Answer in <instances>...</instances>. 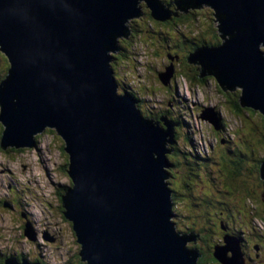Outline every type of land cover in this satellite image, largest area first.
I'll return each instance as SVG.
<instances>
[{"label":"water","instance_id":"1","mask_svg":"<svg viewBox=\"0 0 264 264\" xmlns=\"http://www.w3.org/2000/svg\"><path fill=\"white\" fill-rule=\"evenodd\" d=\"M141 1L0 0V51L9 62L0 82V146H31L46 129L64 141L73 185L62 211L85 264H196L200 255L185 246L194 233L180 234L169 220L163 132L140 116L132 96L117 92L111 67L110 51L126 22L143 14ZM145 1L154 19H166L160 0ZM174 4L212 9L222 44L192 59L223 91L240 88V104L264 118V0ZM209 121L216 126V112ZM31 223L24 233L34 240ZM221 248L215 255L226 264ZM5 264L40 263L9 257Z\"/></svg>","mask_w":264,"mask_h":264},{"label":"rangeland","instance_id":"2","mask_svg":"<svg viewBox=\"0 0 264 264\" xmlns=\"http://www.w3.org/2000/svg\"><path fill=\"white\" fill-rule=\"evenodd\" d=\"M141 2L143 9H145L144 5L146 1L142 0ZM209 10L212 9L209 8ZM206 11L208 10L200 12V18L204 17L205 21H212V15H209ZM169 15L170 12H167V19H171L172 16ZM194 19L196 20L195 17ZM186 22H189V19ZM212 24L214 25V29L216 28L214 30L216 36H219V26L216 27L214 19ZM138 28L139 30H135L137 34L135 35L136 40L133 41L128 36V41H126L128 43H124L125 41L122 39L120 51L117 52L116 49H113L110 51V54L114 57L115 53H117L123 57L122 51L129 53L127 52L130 50L128 46L131 45L132 41L134 49H139L142 45L149 55L150 50L148 48L151 46V50L156 52H152V55L146 56L143 50H138L140 55L138 58L134 60L125 59L131 67L129 68L126 62H122L121 66L117 69L119 64L117 62V64L113 65L117 69H113V75L114 77L117 74L119 77H126L127 82H130L129 77L131 79L133 77L130 76V72L125 71L131 70L132 75L135 77L140 75L141 79L146 78V82L144 84L137 83L133 91L140 93L141 97L145 100V104H148L147 112L152 113V118L157 117L160 113H164L166 105L169 104L171 105L170 108L173 107L177 123H183L182 125L185 127L184 133H187L189 137L187 142L186 137L183 138L182 135H179L178 148L188 149L189 151L198 149L200 152H209V144L217 146L218 142L214 140V130L220 129L218 126L219 122L214 126L215 124L210 122L209 119L210 114H215L216 112L218 116L219 112L220 119L225 120L226 128L224 132L230 137L229 148L236 151L235 143H239L242 147H240L241 151L243 149L249 155L252 153L253 156L256 155V157L261 159L264 152V143L259 138L257 139L258 144L254 143L251 145L253 148L251 152L246 150L250 148L247 144L250 141L248 136H253L257 132L252 126L250 118L255 122L258 120L259 115L248 106H243L245 109L240 117L233 114L230 103L226 101L230 97H233L234 92H231L230 96L223 94L213 76V78L205 79L204 84L199 83L198 85L195 82L198 80L190 82L187 78L183 79L178 76L176 77L177 93L174 91V94L171 96L172 90L163 86L155 73L153 75V65H160L161 67V65H165L167 62L163 57L160 58L159 55L163 56L164 52L168 51V44L179 42L183 49L187 46H195L198 50L208 47V45H200L199 41L204 39L200 38L199 31H189L185 25L183 26V21L175 24L170 21L168 23L156 22L154 19L144 16L141 18V24L139 23ZM209 37L206 34L205 40L209 41ZM211 40L213 41L212 37ZM134 55L136 56V53ZM189 57L190 55H188ZM148 61H151L152 68L151 72L147 74L146 64ZM4 68L0 63L1 74H3ZM200 71L201 77L209 76L202 72V68ZM144 73L147 75L145 78L141 76ZM161 77L165 78L166 75L162 74ZM143 119L162 130L160 126L162 124L161 117L156 118L160 120V123H156V119ZM212 125L218 127V129H215ZM162 132L165 139L167 134L163 130ZM56 135L50 131L43 132L39 135L37 147H34L36 143L31 148L25 147L16 151H7L6 153L0 151V196L8 204H11L10 200L12 196H15L16 205L13 202V206L15 205L16 209H14V213L17 214L19 212L27 216V220L30 223L32 222V229L35 232V239H28L24 235L25 233L23 234V220L15 216L12 210L5 209L4 206L0 207V253L2 252L7 255L21 254L30 261L39 259L43 260L46 264H66L68 259L75 261L73 254L79 250V246L75 242L74 231L71 229L69 222L64 220L58 212V205H60L58 193L60 189L63 190L58 184H67V177L58 169V166L63 168L62 158L64 154L61 149L63 142ZM216 137L218 138L219 136L216 135ZM163 143L166 149L164 156L166 153L168 155V158H164L163 164L170 165L163 166L162 170L165 172V170L169 171L170 168H173L175 171L173 176L169 175L166 178L167 184L165 186L169 196V213H171L169 220L174 221L176 219L173 213V210L176 209L177 215L175 217L178 219L177 224L174 222L173 225L177 232L179 226L190 223L193 220V226L195 224H204L208 229L209 227L214 228L213 222L210 220L211 216H214L216 212V209H212L214 204L211 205V208L203 210V206L192 205L191 200L199 202L204 192L218 195L217 190L219 191V186H221L219 175L215 171L218 165L208 161L195 164L192 158L184 159L181 155L169 156L170 152L165 147V140ZM64 152L67 153L65 150ZM189 163L193 165V168L188 167ZM31 167H34L33 171ZM204 167L212 168L211 176L216 178V180H210L207 172L203 171ZM189 171L192 172L189 173ZM34 173L37 174L34 175ZM35 180L38 185H42L41 188L35 185ZM17 184L20 185V189L17 188ZM9 186L16 187L18 194L15 195L13 191L8 192ZM49 191L51 194L47 196ZM234 197V194L228 192L220 195L218 199L236 203ZM245 213H247V210ZM253 223L256 226H260L262 225V219L254 218ZM211 236L212 240L220 237V242H223L220 234L213 232ZM223 240L225 244L223 243L221 250H216V253L220 254V257L226 264H245L240 253L235 254L231 246V242L236 243L238 241L237 238L227 235ZM214 257L217 258V256Z\"/></svg>","mask_w":264,"mask_h":264},{"label":"flooded vegetation","instance_id":"3","mask_svg":"<svg viewBox=\"0 0 264 264\" xmlns=\"http://www.w3.org/2000/svg\"><path fill=\"white\" fill-rule=\"evenodd\" d=\"M173 2H175V0L171 1L169 5H171V3ZM163 5L165 9L169 10V6H166L165 4ZM144 6L146 7V5ZM169 11L172 12V14L177 15L176 13H174L175 11H171V10ZM190 11L192 10L190 9ZM142 15L144 17L152 18L150 16L151 14L147 7L143 9ZM141 16L136 19H141L143 17ZM170 20L172 19L166 18L165 20L159 21V22L168 23ZM133 21L134 19H131L127 23L129 34L133 31L132 29L133 26L131 25ZM214 21L216 22V27H217L218 23H217L216 17L214 18ZM128 36L125 38H122L125 41L124 43H128L126 42L128 41ZM217 37L221 38L220 35ZM200 38L203 39L202 37ZM199 42H200V45L204 44V45H208V47H211L213 45L220 46L222 44V40L215 39V38H213V41L212 40L206 41L204 39ZM149 49L151 48L149 47ZM167 49L168 51H165L163 56L161 54L159 55L160 58L163 57V59L167 61L166 64L161 65V67L160 65H153V68H152L151 61H148L146 64V73L147 74L150 73L151 68H152L153 75L154 73L156 74L157 79L162 83V85L165 86L167 89L172 90V93H171V96H172V94H174V91H176L177 93L176 77L179 76L183 79L187 78L190 81L189 78H191L192 75L196 71L201 72L200 70L202 66L196 60L192 59L195 53L198 51V49L195 46H187L183 49L181 48L179 42H174L172 44H168ZM119 51H120V48L117 52ZM151 55H152V52H151ZM188 55H190L189 58H188ZM2 67H5L4 72L2 74L5 76L8 68L6 64L3 65ZM202 72L209 76H206V77L199 76L200 79L202 78L208 79V77L213 78L212 75L208 73L207 71H205L203 68H202ZM146 73H144L141 76L145 78L147 76ZM162 74L166 75V77L163 78V80L161 79ZM3 77L0 80H2ZM225 92H228V91H225ZM234 93H236V90L234 91ZM170 106L171 105L169 104L166 105V111L164 113H160L157 116V117H161L162 124H160V126L162 130L164 131V133L167 134L165 136V147L170 152L169 156H174V155L180 156L181 155L182 158H186V157L192 158L195 164H198L200 162L205 163L206 161H208L212 164L215 163L216 165H218L217 168L215 169V171L219 175V183L221 184V186H219V191L217 190L218 195H213L211 192H204L201 199H199V202H193L191 200V204L199 205V206L203 205L204 206L203 210H205L206 208H211V205L214 204L212 209H216V212L214 216H211L210 220L213 222L212 224L214 225L213 231L221 235L223 242L219 241L221 240L220 237H216V240H212V236L201 237L202 232L197 231V229H204V227L206 226L204 224H195L193 226L192 223L194 222V220L190 223H185V225L182 224L181 226H179L178 232L184 235L188 233H194L195 238L191 241H186L187 243L190 244L188 246L191 249H196L194 245H191V243H193L194 241L199 242V245H201V247L209 248L210 245L211 246L214 245V248H215L217 241H219V244H223V243L225 244V241L223 239L227 235L237 238L238 241L236 243L231 242V246L234 248V252H236L237 250L240 252L241 258L243 259L245 264H264V179L259 178L260 176L259 168L264 158L260 159L256 157V155L253 156L252 153L251 155H249L243 150L241 151L238 147L237 148L235 147L236 151L231 150L229 148L228 143L230 142L229 141L230 137L228 136V134L227 135L225 134L226 132H224L226 128L225 120L220 119V115L218 111H217L218 116H219L218 126L220 127V129L212 125L215 129H218V130H214V140L218 142L217 146L214 144H209L208 145L209 152H200L198 149H192V151H189L188 149H184V148L179 149L178 148L179 135H182L183 138L186 137L187 142L189 140V137L187 133H184V129H185L184 125H182V123L180 122L177 123V119H175L176 117H174L176 113H174L173 107L170 108ZM144 113L147 116L152 117L151 116L152 113L150 112H147V113L144 112ZM147 119L150 120L149 117H147ZM155 122L160 123V120L156 119ZM2 129L3 127H0V132L2 131ZM256 130L259 135V139L261 140V135L263 136L262 127L260 126L256 128ZM216 135H218L219 137L217 138ZM36 143L37 142H34V144ZM34 144L32 143L31 146H24V147H15L11 145H6L4 147L0 146V151L6 153L7 151H16V150H20L21 148H25V147L31 148L34 146ZM247 144L253 150V148L251 147V144L250 143H247ZM37 145L38 143L34 147H37ZM182 152H184L185 154H183ZM165 157L168 158L167 153L165 154ZM263 157H264V154H263ZM62 162L65 165V168L58 166V169L61 170L62 173L66 175L68 172V167H69V160H68L67 155L63 156ZM188 167L193 168V165L189 163ZM33 168L34 167H31L32 171H33ZM211 170L212 168L204 167L203 171L207 172V176L210 178V180H216V178H213L211 176ZM168 172H170L171 176H173V174L175 173L173 168H170ZM190 172L192 171H189V173ZM37 173H34V175H36ZM242 182H253L255 185V191L253 193L254 195H250L251 198L245 199V201L243 202V205H244L243 208L238 203L236 197H234V200L236 201V203L218 199L220 195L224 194L223 190L225 191V193L229 192L225 189V186L227 184H232V183L239 184ZM35 185L38 188L42 187V185L37 184L36 180H35ZM16 186L18 189L21 188L19 184H17ZM67 186L68 185L63 186L64 191ZM12 191L15 193V195L18 194L16 187L9 186L8 192H12ZM50 194L51 192L49 191L47 196ZM13 202H15V205H16L15 196H12L10 200L11 204L5 203L3 198L0 196V205H1L0 207L4 206L5 209H10L14 213V209H16V207L15 205L13 206ZM246 210H247V213H245ZM173 213H174V218H176L174 222H176L177 224L178 218L175 217V215H177L176 209L173 210ZM14 215L19 217V219L23 220L22 227H23V234H24V223H25V220H27L26 219L27 216H25L24 214H20L19 212L17 214L14 213ZM186 216H189V215H186ZM192 217L194 216L192 215ZM254 218H261L262 225L256 226L253 223ZM198 252L200 254V251ZM201 255L202 254H200L198 258ZM0 256H2V258H4L5 260L8 259L9 257H14L16 260H18V258H21V259L25 258L23 255L16 254V253L7 255L1 252Z\"/></svg>","mask_w":264,"mask_h":264},{"label":"trees","instance_id":"4","mask_svg":"<svg viewBox=\"0 0 264 264\" xmlns=\"http://www.w3.org/2000/svg\"><path fill=\"white\" fill-rule=\"evenodd\" d=\"M171 1H174V0H161V3L162 4H165L166 6H169V10H171V11H175L174 13H176L177 15H175V14H171V19L173 20V21H171L170 20V22H173V24H175V23H179L180 21H183V26L185 25L186 26V28L189 30V31H199V36L200 37H202L203 39H206V34H207V36H210L209 37V41H211V37L212 38H215V39H219V40H222V38H218L217 36H216V33H215V29H214V25L212 24V21H213V19L215 18V14L211 11V10H209V7L208 6H205V5H202V6H200V7H193V8H189L187 11H185V10H179V9H177V7L175 6V4H174V2H173V4H172V6L171 5H169L170 4V2ZM176 1V0H175ZM190 9L192 10V11H190ZM208 10V11H206L209 15H212V21H205V18L204 17H201L200 18V12L202 11L203 12V10ZM149 10V9H148ZM180 11V12H179ZM149 12H150V10H149ZM184 12V13H183ZM150 14H151V12H150ZM143 16V15H142ZM141 16V17H142ZM151 16V15H150ZM192 16H194L195 18H196V20H197V22H196V20L194 19V17H192ZM140 17V16H139ZM139 17H136V18H139ZM152 17V16H151ZM136 18H133L134 19V21L131 23V25L133 26V31L129 34V36L132 38V40L134 41V40H136V38H135V35H137L135 32V30H139V28H138V26H139V23L141 24V19H136ZM187 18V19H186ZM152 19H154L153 17H152ZM188 20L189 19V22H186V20ZM154 20H156V19H154ZM185 20V21H184ZM158 20H156V22H157ZM133 41H132V43H133ZM120 42H121V39H119V45H120ZM215 42V41H214ZM132 43H131V45H129L128 46V48L130 49L129 51H127V52H129V53H125V52H123L122 51V54H123V57H122V55H119V54H117V53H115V55H114V59H116L115 60V62H113L112 63V68H114L115 69V67L113 66L114 64H117V62L119 63L118 64V66H117V69L121 66V64H122V62L124 63V62H126L125 61V58H129L130 60H134L135 58H136V56L134 55V53H136L134 50H140V51H144L145 52V54H146V56H149V55H151V52H155L154 50H151V49H149L150 51H149V55H148V53H147V51H146V49H145V47H143L142 45H141V47L139 48V49H134V45L132 46ZM127 45V44H126ZM121 46V45H120ZM120 46H119V48H120ZM213 46H216V45H213ZM213 46H211V47H213ZM150 48H152L151 46H149ZM264 50V49H263ZM128 54V55H127ZM119 59V60H118ZM129 60V61H130ZM131 62V61H130ZM0 63L2 64V66L3 65H5L6 64V66H7V71H6V76L8 75V71H9V63L7 62V60H6V57H5V55L0 51ZM127 63V62H126ZM127 65L129 66V68L131 67V65H129L128 63H127ZM117 69H115V70H117ZM125 71V70H124ZM125 72H130L131 73V75L130 76H132L133 77V79H131V77H129V81H130V83L133 85V82L134 83H142V84H144L145 82H146V78L145 79H141L139 76H137V77H135L134 75H132V71L131 70H129V71H125ZM1 74V73H0ZM4 75H0V79L3 77ZM5 76V77H6ZM199 76H201V74H200V72L199 71H196L193 75H192V77L191 78H189L190 79V81H193V80H198V81H195L196 82V84L198 85L199 83H202V84H204L205 83V79L204 78H202V79H200L199 78ZM117 77H118V75H117ZM208 78H211V77H208ZM215 79V78H214ZM132 80H133V82H132ZM205 80V81H204ZM215 82H216V80H215ZM217 83V82H216ZM217 85H218V83H217ZM129 84H127L126 83V88H128L129 89ZM218 87H219V85H218ZM219 89L222 91V93L223 94H225V95H227V96H230V93L231 92H234L235 90H236V93H234L233 94V97H230V99H228L226 102L228 103H230V107H231V110H232V113L233 114H235V115H237V116H241V114H242V112H243V110L245 109L241 104H240V93H241V91H240V88H238V87H236L234 90H231V91H228V92H225V91H223L220 87H219ZM252 111L253 112H256L258 115H259V118H258V120H256L255 122L253 121V119L252 118H250L251 120H252V126L256 129V128H258V127H262V134H263V136L261 135V141L264 143V118H263V115L259 112V111H257V110H254V109H252ZM142 115L144 116V117H149L150 119H156L157 117L155 116L154 118H152V117H150V116H147V115H145L144 113H142ZM251 115H252V112H251ZM175 119H177V118H175ZM180 123H182V122H180ZM183 124V123H182ZM0 127H2V124L0 123ZM2 131H3V129H2ZM2 131L0 132V139H1V136H2ZM48 131V130H47ZM57 138H60L59 136H56ZM35 138H39V136L37 135V136H35ZM248 138H249V143L251 144V145H253L254 143L255 144H258L259 142H258V138H259V135H258V133L256 132L255 134H253V136H248ZM61 139V138H60ZM63 141V140H62ZM235 145H236V148L238 147L239 149H240V144L239 143H235ZM242 148V147H241ZM61 149H62V151H63V154H64V156L65 155H67L65 152H64V141H63V146L61 147ZM243 150V149H242ZM248 152H251V148H249V149H246ZM183 154H185L184 152H182ZM263 154H264V152H263ZM68 157V156H67ZM264 157H263V155H262V159H263ZM184 159H188V157H186V158H184ZM63 168H65V165H63ZM259 174H260V168H259ZM65 175V174H64ZM66 177H67V185L69 186V188L70 187H72V181H71V179H70V177L68 176V174H66ZM259 178L260 179H262L260 176H259ZM68 188V189H69ZM225 189L227 190V191H229L230 193H232V194H234V196L236 197V199H237V201H238V203L240 204V206L243 208V202L245 201V199H247V198H251L250 197V195H254L253 193H254V191H255V185H254V183L253 182H242V183H232V184H227L226 186H225ZM68 191V190H67ZM223 192L225 193V191L223 190ZM63 196H64V189L63 190H59V193H58V198L60 199V205H58V212H59V214L60 215H62V217L64 218V220H66L67 222H69L67 219H66V217H64V214H63V211H62V199H63ZM201 206H203V205H201ZM204 207V206H203ZM259 214V213H258ZM260 215V214H259ZM69 224H70V226H71V223L69 222ZM71 229H72V226H71ZM197 231H199V232H202V234H201V237H203V236H207V237H210L211 236V233H213L214 231H213V228H211V227H209V229L208 228H206V227H204V229H197ZM215 233V232H214ZM75 234V233H74ZM75 237V239H77L76 238V235L74 236ZM220 241V240H219ZM219 241L218 242H216L217 244H216V247H220V246H222V244H219ZM76 242V241H75ZM186 244H185V246H186V248H188V249H191V248H189V246L188 245H190L189 243H187V242H185ZM78 245V244H77ZM191 245H194L195 247H196V249L198 250V251H200V254H202L199 258H197V260H196V264H225L224 262H222L218 257L216 258V257H214V256H216L215 255V248H214V245H210L209 246V248H205V247H201V245H199V242H197V241H194L193 243H191ZM204 251V252H203ZM203 252V253H202ZM73 256H74V260L75 261H72V259H68V261H67V263L66 264H85L84 262H82V260L80 259V257H79V255H78V250L76 251V253L75 254H73ZM21 258H18V260H16V261H18V262H21ZM30 261V260H29ZM35 261H39L41 264H45L42 260H39V259H36ZM0 264H5V259L4 258H2V256L0 257Z\"/></svg>","mask_w":264,"mask_h":264},{"label":"clouds","instance_id":"5","mask_svg":"<svg viewBox=\"0 0 264 264\" xmlns=\"http://www.w3.org/2000/svg\"><path fill=\"white\" fill-rule=\"evenodd\" d=\"M135 52H136V58H138V56H140L139 55V52H138V50H134ZM2 52V51H1ZM3 53V52H2ZM4 54V53H3ZM5 55V57H6V60H7V62H8V59H7V56H6V54H4ZM113 62H115V59H113V61H112V63ZM9 63V62H8ZM112 63H111V67H112ZM114 69V68H113ZM118 75V74H117ZM117 75L115 76V78H116V81H117V84H118V87H117V92L119 93V94H128V95H130V96H132V98L134 99V104H135V106H136V108H137V111L139 112V114H140V116L142 117V118H146V117H144L143 115H142V113H144V112H146L147 113V109H148V104H145V100L143 99V97H141V95H140V93H138L137 91H133L134 90V86L136 85V83H134L133 82V80H132V82H133V85L130 83V82H127V78L126 77H119V75H118V77H117ZM5 76H6V74H5ZM5 76L3 77V79L5 78ZM2 79V80H3ZM2 80H0V82L2 81ZM126 83L127 84H129L130 86H129V89L128 88H126ZM145 114V113H144ZM2 127H3V125H2ZM47 130L48 131H50V132H52V134H56L55 133V131L53 130V129H46L45 131H43V132H47ZM43 132H41V133H43ZM41 133H36V134H34V136H33V138H34V142H37V140L39 139V138H35V136H39ZM56 136H58V135H56ZM62 140V139H61ZM63 142V141H62ZM24 147V146H23ZM67 154V153H66ZM163 166H164V164H163ZM27 219V218H26ZM173 224H174V221H171ZM14 258V257H13ZM38 263H40V262H38ZM41 264V263H40Z\"/></svg>","mask_w":264,"mask_h":264},{"label":"bare ground","instance_id":"6","mask_svg":"<svg viewBox=\"0 0 264 264\" xmlns=\"http://www.w3.org/2000/svg\"><path fill=\"white\" fill-rule=\"evenodd\" d=\"M129 22V20L126 22L125 24V29L123 30V34H120L119 37L117 38V47H116V50L118 51L119 50V39H122V38H125L129 35V32H128V28H127V23ZM220 36H221V33H220ZM264 45L261 44L260 45V51L262 52V54L264 55ZM116 79V78H115ZM74 231V229H73ZM75 233V232H74ZM235 254H239L240 252L237 250L236 252H234Z\"/></svg>","mask_w":264,"mask_h":264}]
</instances>
